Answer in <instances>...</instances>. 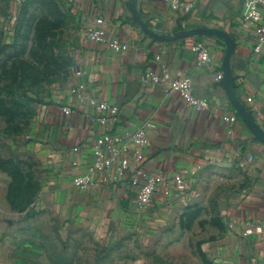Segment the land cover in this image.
Wrapping results in <instances>:
<instances>
[{"label":"crops","instance_id":"1","mask_svg":"<svg viewBox=\"0 0 264 264\" xmlns=\"http://www.w3.org/2000/svg\"><path fill=\"white\" fill-rule=\"evenodd\" d=\"M24 1L0 0V13ZM180 1L178 7H172L168 0H138L137 10L159 33L202 25L227 31L234 39L233 89L264 130V48L254 51L255 30L240 18L244 0H199L193 7H188L192 0ZM63 2L75 21L72 43L77 80L73 87L56 91L41 107L30 132L45 181L42 196L30 203L35 205V215L22 218L13 209L11 184L0 172V264H47L40 256L48 237L46 223L56 228V209L62 210L69 228H89L102 238L133 227L147 233L146 226L152 228L165 220L174 207L196 195L199 175L210 168L237 175L238 192L230 219L241 240L239 264H264V235L244 233L249 224L264 223V144L240 118L222 79L216 77L222 72L224 44L216 39L211 63L198 66L195 53L182 40L164 42L148 36L133 20L130 0ZM97 26L103 27L108 39L126 43L127 49L113 51L107 43L89 39L87 29ZM160 62L174 76L190 77L194 93L208 99V109L195 111L167 85L147 81L146 73L157 71ZM91 100L116 105L118 119L98 123L96 118L107 113ZM65 106L71 108L69 114L62 111ZM231 113L238 116L234 123L225 119ZM147 120L155 127L149 131L150 144L142 163L151 173L169 180L181 177L183 192L172 189L165 196L157 190L149 207L141 209L129 176L120 183L95 182L86 189L73 185V177L88 170L95 140L104 131L127 141L132 161L133 144L126 133ZM134 168L132 163L130 173ZM30 230L39 233L40 240ZM55 238L53 235V242Z\"/></svg>","mask_w":264,"mask_h":264},{"label":"rangeland","instance_id":"2","mask_svg":"<svg viewBox=\"0 0 264 264\" xmlns=\"http://www.w3.org/2000/svg\"><path fill=\"white\" fill-rule=\"evenodd\" d=\"M74 30L63 0H26L0 13V172L11 184L9 197L22 218L36 214L30 203L42 196L45 183L30 138L37 114L56 91L73 87L77 80ZM237 192V175L207 169L199 175L196 195L174 207L165 220L146 226L147 233L133 227L103 238L89 228H69L62 210L56 209V228L46 223L41 260L239 264L241 240L230 219ZM30 232L40 240L39 233Z\"/></svg>","mask_w":264,"mask_h":264},{"label":"built area","instance_id":"3","mask_svg":"<svg viewBox=\"0 0 264 264\" xmlns=\"http://www.w3.org/2000/svg\"><path fill=\"white\" fill-rule=\"evenodd\" d=\"M199 0H192L188 7H193ZM172 7H178L180 0H168ZM264 0H244L240 18L242 22L250 24L256 33L255 52H260L264 48V23L262 21V11ZM89 39L107 43L113 51H123L127 49L126 43H121L115 39H108L102 26L90 27L86 31ZM216 39L205 36H191L182 39L183 46L191 49L195 53L198 66H208L211 63V53L215 46ZM159 60V57H156ZM217 79H222V72L217 73ZM147 81L155 84L167 85L168 90L177 92L184 102L195 111L206 110L209 101L205 97L197 96L194 93L192 80L190 77H176L172 74L165 63L160 62L157 71H149L145 75ZM247 101H252L251 97ZM91 103L100 111H105L107 116H99L96 121L105 125L107 121L111 123L118 119V107L107 101L91 100ZM62 111L69 114L72 110L69 106L62 108ZM238 116L234 113L225 116L230 123L237 121ZM155 127L151 120L144 121L140 126L132 131H128V141L133 144L132 161L127 155L128 143L117 133L104 131L95 140L93 147L94 159L88 170L73 177L72 183L79 189H86L95 182L100 183H120L129 176V185L134 188L135 202L141 209H147L151 204L153 196L157 190L165 196L170 195L172 189L183 192L185 182L181 177L169 180L160 173H151L142 163L145 150L150 144L149 131ZM135 163V168L130 173L131 164ZM245 234L260 233L264 235V223H251L245 230Z\"/></svg>","mask_w":264,"mask_h":264},{"label":"water","instance_id":"4","mask_svg":"<svg viewBox=\"0 0 264 264\" xmlns=\"http://www.w3.org/2000/svg\"><path fill=\"white\" fill-rule=\"evenodd\" d=\"M137 1L138 0H130L129 8L131 16L148 36L157 41L173 42L191 36H205L217 39L224 44V56L222 60V81L224 90L233 107L239 114L240 118L246 123L253 136L264 144V130L256 122L246 105L236 96V93L233 89L230 70L231 57L234 51L233 37L223 29L204 25L181 29L171 34L156 32L141 18L137 10Z\"/></svg>","mask_w":264,"mask_h":264}]
</instances>
